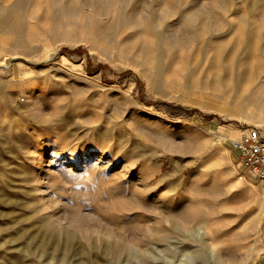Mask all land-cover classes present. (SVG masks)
<instances>
[{
	"label": "rangeland",
	"instance_id": "rangeland-1",
	"mask_svg": "<svg viewBox=\"0 0 264 264\" xmlns=\"http://www.w3.org/2000/svg\"><path fill=\"white\" fill-rule=\"evenodd\" d=\"M246 128L264 0H0V264H264Z\"/></svg>",
	"mask_w": 264,
	"mask_h": 264
},
{
	"label": "built area",
	"instance_id": "built-area-1",
	"mask_svg": "<svg viewBox=\"0 0 264 264\" xmlns=\"http://www.w3.org/2000/svg\"><path fill=\"white\" fill-rule=\"evenodd\" d=\"M237 168L264 183V137L257 128H246L238 140L230 141Z\"/></svg>",
	"mask_w": 264,
	"mask_h": 264
},
{
	"label": "trees",
	"instance_id": "trees-1",
	"mask_svg": "<svg viewBox=\"0 0 264 264\" xmlns=\"http://www.w3.org/2000/svg\"><path fill=\"white\" fill-rule=\"evenodd\" d=\"M74 51L77 52V53H80V52H81L80 48L77 49V50H74ZM64 52H65V53H68L67 50H64ZM164 107H165V106H164ZM166 109H167V110H166L167 115L169 116L170 119L177 118V117H179V116H181V115L187 113L185 110H182V109H180V108H177V109L174 110V111H176V113H179L180 115L175 116V115H171V112H172L173 110H170L169 108H166Z\"/></svg>",
	"mask_w": 264,
	"mask_h": 264
},
{
	"label": "crops",
	"instance_id": "crops-1",
	"mask_svg": "<svg viewBox=\"0 0 264 264\" xmlns=\"http://www.w3.org/2000/svg\"><path fill=\"white\" fill-rule=\"evenodd\" d=\"M260 134H261L262 137H264V134H263L262 132H260ZM248 176L254 178V180H255L256 182H258L259 184H261L262 186H264V183H262L261 181H258L253 175H248Z\"/></svg>",
	"mask_w": 264,
	"mask_h": 264
},
{
	"label": "bare ground",
	"instance_id": "bare-ground-1",
	"mask_svg": "<svg viewBox=\"0 0 264 264\" xmlns=\"http://www.w3.org/2000/svg\"><path fill=\"white\" fill-rule=\"evenodd\" d=\"M240 137V136H239ZM239 139V138H238ZM238 139H236V140H238Z\"/></svg>",
	"mask_w": 264,
	"mask_h": 264
}]
</instances>
